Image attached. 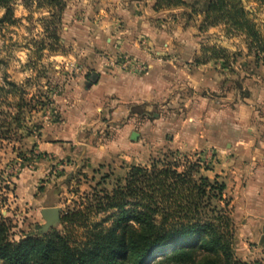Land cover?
<instances>
[{
	"label": "rangeland",
	"instance_id": "rangeland-1",
	"mask_svg": "<svg viewBox=\"0 0 264 264\" xmlns=\"http://www.w3.org/2000/svg\"><path fill=\"white\" fill-rule=\"evenodd\" d=\"M186 1L196 14L154 11V0H69L59 46L45 9L12 2L15 21L0 23V215L11 240L36 235L46 206L61 215L79 208L87 225L109 226L117 210L102 209L104 194L170 149L224 183L212 205L232 221L235 256L264 260V144L250 136L260 127L247 126L263 113L264 65L243 36L221 25L199 31L208 0ZM247 7L264 22V2ZM203 46L237 63H195ZM92 71L102 90L88 94Z\"/></svg>",
	"mask_w": 264,
	"mask_h": 264
},
{
	"label": "trees",
	"instance_id": "trees-1",
	"mask_svg": "<svg viewBox=\"0 0 264 264\" xmlns=\"http://www.w3.org/2000/svg\"><path fill=\"white\" fill-rule=\"evenodd\" d=\"M0 0L5 10L1 22L13 23L11 4ZM69 0H24L45 9L41 21L48 39L59 46L57 34ZM249 1L208 0L198 13L199 31L223 26L225 35L244 37L248 54L264 65V22L253 17ZM189 9L186 0H154V11ZM50 49H54L50 46ZM204 63L228 58L224 48L203 46ZM177 150L168 149L147 165L131 166L123 184L103 196L102 209L117 210L109 226L87 225L79 208L60 216L61 230L38 231L17 241L9 238L8 219L0 215V264H264L246 262L234 254L232 221L226 210L212 205L222 199L225 185L201 175L205 166L187 158L180 162ZM40 228V227H39ZM84 229L77 237L76 230Z\"/></svg>",
	"mask_w": 264,
	"mask_h": 264
},
{
	"label": "water",
	"instance_id": "water-1",
	"mask_svg": "<svg viewBox=\"0 0 264 264\" xmlns=\"http://www.w3.org/2000/svg\"><path fill=\"white\" fill-rule=\"evenodd\" d=\"M98 79V74L95 71H92L88 80L85 82V89H88L92 84H94ZM137 137V133L132 132L131 138L134 139ZM40 214L44 220V223L40 226L39 230L41 233L48 232L51 228L56 227L60 224V208L56 206H46L40 210Z\"/></svg>",
	"mask_w": 264,
	"mask_h": 264
},
{
	"label": "crops",
	"instance_id": "crops-1",
	"mask_svg": "<svg viewBox=\"0 0 264 264\" xmlns=\"http://www.w3.org/2000/svg\"><path fill=\"white\" fill-rule=\"evenodd\" d=\"M248 58H250V55H248L247 56ZM229 59H227V60H229L230 61V64H233V63H237L236 61H235V57L233 58V56L231 57L230 55H229V57H228ZM234 61V62H233ZM259 64H261L260 62H258ZM263 66V65H262ZM96 72V71H95ZM97 74H98V79H97V81L94 83V84H92L90 87H89V89H88V94H92L93 92H96V91H99V90H102V87L100 86V84L102 83L101 82V79H102V75H100V73L99 72H96ZM257 88H259V86L258 85H256L255 87H254V90H252L253 91V95L254 94H257L258 93V89ZM251 89V88H250ZM263 113H262V116H260L259 118H255V117H252V119H251V122L250 123H247V126L248 127H250V128H255L256 126H258V127H260V130H259V132H260V134H254V133H252V132H250V136H251V138H252V142L253 143H257V142H259V143H263L264 144V105H263V111H262ZM81 119V118H80ZM248 122V121H247ZM81 146H83L82 144H81ZM263 150H264V146H263Z\"/></svg>",
	"mask_w": 264,
	"mask_h": 264
}]
</instances>
